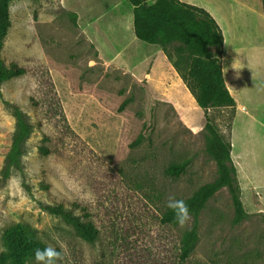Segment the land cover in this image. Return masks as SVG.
Returning <instances> with one entry per match:
<instances>
[{"label":"rangeland","instance_id":"rangeland-1","mask_svg":"<svg viewBox=\"0 0 264 264\" xmlns=\"http://www.w3.org/2000/svg\"><path fill=\"white\" fill-rule=\"evenodd\" d=\"M180 1L220 17L234 95L264 118V0ZM7 9L0 57L26 72L0 83V264H36L48 245L62 264H264V130L237 121L232 140L236 109L232 120L229 107L205 115L181 78L190 57L178 42H131L127 0H10ZM147 90L154 130L131 146ZM207 122L231 145L245 217L236 221L222 186L185 227L162 223L169 196L184 200L217 178ZM172 164L183 172L169 174ZM57 205L90 220L96 242L45 207Z\"/></svg>","mask_w":264,"mask_h":264},{"label":"trees","instance_id":"trees-1","mask_svg":"<svg viewBox=\"0 0 264 264\" xmlns=\"http://www.w3.org/2000/svg\"><path fill=\"white\" fill-rule=\"evenodd\" d=\"M0 0V49L3 38L10 25L8 19V2ZM132 8L133 32L135 37L148 44L165 47L178 42L177 50L187 52L190 60L185 74H180L188 89L195 96L197 105L207 115L210 108L229 107L234 116L235 101L229 93L221 70L220 57L223 48L222 31L215 19L205 9L180 0H127ZM74 20V16H73ZM26 70L16 63L7 67L0 57V83L6 79L23 75ZM147 89V86L144 85ZM126 104L123 102L121 108ZM144 123L139 134L130 143L135 146L149 138L154 130V99L147 90V106ZM209 135L207 152L215 159L217 178L197 190L192 196L184 199L190 214L196 216L207 200L222 186H227L232 198L236 221L245 217L240 188L235 177V169L231 160V145L224 141L215 129L207 122ZM44 153L47 150L44 149ZM184 170L182 164H172L167 172L179 175ZM53 213L61 216L67 223L75 227L77 235L90 243H95L98 230L90 220H83L66 210L61 205L45 206ZM162 223H176L174 215L167 209L161 217ZM197 240V226L194 224L181 238L179 260L185 261Z\"/></svg>","mask_w":264,"mask_h":264},{"label":"crops","instance_id":"crops-1","mask_svg":"<svg viewBox=\"0 0 264 264\" xmlns=\"http://www.w3.org/2000/svg\"><path fill=\"white\" fill-rule=\"evenodd\" d=\"M209 12V14L215 19V21L217 22V24L219 25L221 31H222V35H223V48H222V54H221V70H222V76L225 82V85L229 91V93L231 94L232 97H234L236 94V96L239 93V89H238V85L234 84L233 82V78H232V62L231 60L227 59L226 56V52H225V34H224V26L221 23V19L220 17H218L214 12L207 10ZM131 12H132V8H131ZM129 26L131 28V35L130 38L131 42L135 43V42H139L140 41L135 37L134 32H133V20L132 17L129 16ZM224 68L226 69H230L231 74L228 75L227 77H225L224 74ZM236 96L233 98L235 101V109H236V116L235 119L233 121V129H232V140L234 139V135H235V125L237 123V121L240 122V125L242 124V126L245 128V130H253L252 125H254V129H263L264 130V118L262 119H258L256 118L257 115H255L256 113L254 112L256 109H254V106H249L246 103H244L243 101H240L238 99V97L236 98ZM242 107L243 110L239 111V107ZM253 108V109H252ZM261 129V130H262ZM254 131V130H253Z\"/></svg>","mask_w":264,"mask_h":264},{"label":"clouds","instance_id":"clouds-1","mask_svg":"<svg viewBox=\"0 0 264 264\" xmlns=\"http://www.w3.org/2000/svg\"><path fill=\"white\" fill-rule=\"evenodd\" d=\"M233 68L237 70L236 74L239 76V70L241 68L235 66H233ZM166 207L172 211L178 226L183 228L188 224L191 219V214L188 204L183 199L169 196L166 202ZM34 258L36 264H62L64 253L62 250L48 245L43 249L37 248L34 252Z\"/></svg>","mask_w":264,"mask_h":264}]
</instances>
